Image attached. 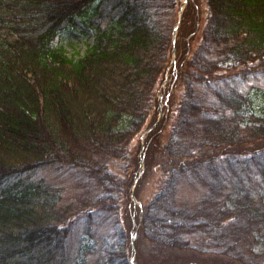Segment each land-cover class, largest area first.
<instances>
[{
	"label": "trees",
	"instance_id": "trees-1",
	"mask_svg": "<svg viewBox=\"0 0 264 264\" xmlns=\"http://www.w3.org/2000/svg\"><path fill=\"white\" fill-rule=\"evenodd\" d=\"M204 1L184 48L180 0H0V264H131L133 226L152 264L189 236L264 264V110L227 83L264 72V0ZM76 19L93 41L74 58L55 40ZM151 148L163 185L141 201V177L132 201ZM190 175L206 191L187 207L171 195Z\"/></svg>",
	"mask_w": 264,
	"mask_h": 264
},
{
	"label": "rangeland",
	"instance_id": "rangeland-1",
	"mask_svg": "<svg viewBox=\"0 0 264 264\" xmlns=\"http://www.w3.org/2000/svg\"><path fill=\"white\" fill-rule=\"evenodd\" d=\"M180 2H181L180 4L181 7L177 14L178 20L174 27V31L176 30L177 33V28L180 26V36L183 39L182 45L184 47L186 46V42L189 44H191V41L195 42L194 37L192 38V32L198 25V21L199 24H203L204 10L206 8H205L204 0H194V3L192 4L190 10H188L189 0H180ZM183 15H185L186 17L181 23ZM175 36L173 32V38H175ZM92 41H93V36L91 30L88 27H86V25L80 19H76L74 25L68 26L66 29L62 30V33L57 37L55 43L56 46L63 48L64 53L68 57L77 58L78 56L83 55L86 49L92 44ZM174 61H175V53L173 52L172 63H174ZM227 83L232 87L234 86L238 87V89L241 92L248 94L251 100V109L254 115L257 116L262 113V111L264 110V72L256 73V74H248L245 75L243 78H232L228 80ZM225 84H219V86L224 87ZM228 84L227 86H229ZM153 128L154 126L150 127L147 131L141 134L140 137L141 150L139 152V157H142V151H144L145 137L147 136L148 132L151 131ZM165 138H168V135L165 136ZM156 157H157L156 150L154 148H151L148 151L146 168H145L146 165L144 164V160L141 158L142 163L140 165L143 172H145V174L141 172L132 185L131 188L132 201L136 200L133 191L135 190V186L141 177L142 179L139 181L138 189H137L141 201L152 197V191H154V187L157 182L159 186L163 185L162 183H159L161 182L162 177L160 176L162 175L159 173V171L154 170V169H158V168H154ZM154 171H157L155 175L153 174ZM31 178L34 179V181H39L40 179H43L44 181L53 184L54 182L56 183L61 182V184L64 185L65 187L67 188L71 187L70 193L74 192L75 190L72 189V186L74 185V180H72L68 174L60 171H54L52 169H39L33 173V176H31ZM158 178L160 179L159 181ZM76 190L79 193L82 192L81 188H77ZM205 191H206L205 186H203L199 178L197 176L191 177L190 175L177 181L176 187L172 191L174 192V195L171 194L170 195L173 197V199H175L177 204L182 203L183 205L188 207L192 205H197L202 200ZM141 201L139 202L138 200V203H141ZM133 228L135 229L136 233H131V237H129V239L127 238V241L132 244V239H133L132 245L134 247L136 244L137 248L140 250V258L143 264H152L151 261H154V258L165 259V257H161V256L151 257L150 250H152V246L148 242V239L145 237V233L142 231L141 232L136 231L138 230V227L133 226ZM150 234L151 233L149 232V235ZM70 236H72V239L76 238L74 240H77L78 236H81L84 239L83 240L84 243L92 242V238H89L90 236H88L84 232L83 227L80 224L72 230ZM189 239H190V247H187L186 251L173 252L171 256L172 257L171 262L169 263L171 264H239L235 262L232 258L219 254V249L213 248V246L210 243L208 244L207 241L197 242L196 236H189ZM73 250L74 249L72 248V251ZM197 250L199 252H197ZM132 252L133 253H131L130 262L131 264H135L134 263L135 251ZM77 264L80 263L78 262Z\"/></svg>",
	"mask_w": 264,
	"mask_h": 264
},
{
	"label": "water",
	"instance_id": "water-1",
	"mask_svg": "<svg viewBox=\"0 0 264 264\" xmlns=\"http://www.w3.org/2000/svg\"><path fill=\"white\" fill-rule=\"evenodd\" d=\"M180 15H181V13H180ZM175 34H176V30L174 31V36H175ZM141 163H142V160H141ZM132 244H133V239H132ZM132 251H134L133 245H132Z\"/></svg>",
	"mask_w": 264,
	"mask_h": 264
}]
</instances>
